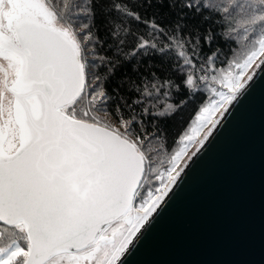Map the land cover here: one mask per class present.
<instances>
[{
  "label": "snow or ice",
  "instance_id": "obj_1",
  "mask_svg": "<svg viewBox=\"0 0 264 264\" xmlns=\"http://www.w3.org/2000/svg\"><path fill=\"white\" fill-rule=\"evenodd\" d=\"M260 73L264 0H0V264H129Z\"/></svg>",
  "mask_w": 264,
  "mask_h": 264
},
{
  "label": "water",
  "instance_id": "obj_2",
  "mask_svg": "<svg viewBox=\"0 0 264 264\" xmlns=\"http://www.w3.org/2000/svg\"><path fill=\"white\" fill-rule=\"evenodd\" d=\"M129 264H264V73L195 159Z\"/></svg>",
  "mask_w": 264,
  "mask_h": 264
},
{
  "label": "trees",
  "instance_id": "obj_3",
  "mask_svg": "<svg viewBox=\"0 0 264 264\" xmlns=\"http://www.w3.org/2000/svg\"><path fill=\"white\" fill-rule=\"evenodd\" d=\"M199 99V98H198ZM196 106V101L190 102L186 107L180 110L175 116L170 119L163 121V125L169 132V139L175 135L186 123L192 118L194 114V108ZM163 106H161V110Z\"/></svg>",
  "mask_w": 264,
  "mask_h": 264
},
{
  "label": "rangeland",
  "instance_id": "obj_4",
  "mask_svg": "<svg viewBox=\"0 0 264 264\" xmlns=\"http://www.w3.org/2000/svg\"><path fill=\"white\" fill-rule=\"evenodd\" d=\"M161 106H163V104H162ZM162 109L164 110V108H163V107H162Z\"/></svg>",
  "mask_w": 264,
  "mask_h": 264
}]
</instances>
